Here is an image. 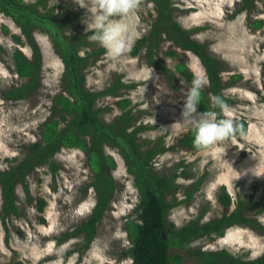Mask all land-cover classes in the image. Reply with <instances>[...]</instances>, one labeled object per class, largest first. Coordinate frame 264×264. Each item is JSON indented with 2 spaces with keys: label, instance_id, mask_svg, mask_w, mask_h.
<instances>
[{
  "label": "rangeland",
  "instance_id": "374dc122",
  "mask_svg": "<svg viewBox=\"0 0 264 264\" xmlns=\"http://www.w3.org/2000/svg\"><path fill=\"white\" fill-rule=\"evenodd\" d=\"M23 1L30 4L41 0ZM42 1L44 8L54 9L65 22L66 35L85 37L80 53L87 58V89L95 93L117 91L97 99L95 108L102 110L100 119L119 128L126 122V111H131L129 131L141 128L135 134V143L141 153H154L149 161L151 170L167 179L175 171L179 174L166 196L168 220L180 228L195 219L206 223L230 213L235 206L227 209L219 202L225 186L235 205L238 200L256 203L245 214L264 225V23L255 26L256 21L264 22V0H254L243 10V0H174L176 20L193 30V39L228 64L231 71L222 74L225 94L232 101L227 115L236 126L241 121L248 126L245 133L232 134L202 151L178 145L192 128L182 116L190 83L179 67L208 79L200 59L164 41L153 54L154 61L167 70L162 71L151 64L146 47L137 56L131 53L139 39L150 35L157 17L151 3L138 0V36L130 52L112 59L88 39L91 30L86 31V8L93 0ZM33 35L41 52L39 85L22 99L9 98L7 92L29 82L17 74L13 54L20 50L32 59L33 50L15 22L0 12V172L26 160L33 144H45L46 123L60 119L54 109L56 97L63 93L64 62L47 34L36 31ZM13 36L23 43H16ZM124 100L130 103L123 109L120 103ZM200 113L198 108L193 116L198 119ZM71 119H61L59 129ZM102 149L115 162L114 167L105 168L115 189L94 224L93 234L80 230L98 214L101 199L94 185L98 172L87 150L62 146L52 158L55 169L44 163L28 173L16 184L17 211L9 215L4 213L6 200L0 184V264L132 263L128 253L132 245L130 224L139 222L141 193L122 149L110 143ZM41 201L43 212L38 211ZM193 247L228 250L248 260L256 259L264 255V234L236 225L214 240L207 236L195 239ZM171 255V264H202L180 249H174Z\"/></svg>",
  "mask_w": 264,
  "mask_h": 264
},
{
  "label": "trees",
  "instance_id": "16d2710c",
  "mask_svg": "<svg viewBox=\"0 0 264 264\" xmlns=\"http://www.w3.org/2000/svg\"><path fill=\"white\" fill-rule=\"evenodd\" d=\"M147 2L153 5L157 17L151 26L150 35L136 42L131 51L132 55L137 56L139 50L146 47L151 64L162 71H167L153 58V54L159 50L164 41L173 43L183 51L192 52L200 59L209 80L208 88L201 90L199 111L201 113L205 111L220 113L219 106H214L212 103L213 96H220L227 106L231 105L232 101L224 91L225 84L222 77L223 72L231 71L228 64L211 53L204 44L193 39L191 36L193 30L185 29L176 20L174 0H147ZM243 2L244 6L241 10L250 8L254 0H243ZM43 6L45 7V3L42 0L30 4L23 0H0V12L15 22L33 50L32 59H29L20 50H16L13 54L17 74L23 79H29V82L24 87L7 92V97L22 99L26 96L27 91L33 90L39 85L41 52L34 38V32L39 31L50 37L65 66L62 77L63 93L56 97L54 109L56 113L60 114V119L46 123L43 131L45 144L41 142L33 144L26 160L5 172H0V184L3 186V195L6 200L4 213L9 215L11 212L17 211L14 203V191L20 180L44 163H48L52 169H55L56 163L52 158L62 146L79 147L90 153V161L98 172L94 180L96 190L101 196L97 209L98 214L80 229L86 234H93L94 224L101 211L107 206L109 196L115 189L113 178L105 172V168L107 166L114 167L115 162L111 157L105 155L102 149L104 144L110 143L122 149L129 165V171L135 175L136 187L141 193L138 205L139 222L130 224L132 245L128 253L132 259L131 264H171L173 260L171 253L174 249L182 250L187 256L202 264H264V255L248 260L233 255L228 250L202 251L193 247L195 239L207 236L214 240L217 237H222L226 229L236 225L250 227L264 234V225L245 214L246 210L256 203L246 204L244 201L238 200L235 205L225 186L221 188L219 202L227 209L234 205L235 207L230 213L206 223H202L201 219H195L180 228L168 220L169 205L166 196L172 182L179 177V174L175 171L173 177L167 179V177L157 176L151 170L149 161L154 153L152 155L151 153H141L135 143V134L141 128L137 127L133 132L129 131L132 120L131 111H126V122L119 128L100 119L99 114L102 110L95 108L97 99L101 95H115L117 91L108 89L101 93H95L87 89L84 74L87 58L82 57L80 53L85 37L66 35L65 22L59 19L54 9L49 11ZM263 23V21H256L255 26L261 27ZM13 39L18 44L23 43L18 36H13ZM179 71L191 84L194 75L189 69L180 66ZM234 78L238 79L239 77L234 76ZM129 103V100H124L120 103V107L124 109ZM68 116H71L72 119L66 127L59 129L60 120H65ZM220 118H223V114ZM236 127L237 130L233 134L245 133L248 126L246 122L241 121ZM193 137L194 129L192 127L178 140V145L191 151H202L213 145H196L193 142ZM38 211H44L43 201L39 203ZM176 258L181 260L178 255Z\"/></svg>",
  "mask_w": 264,
  "mask_h": 264
},
{
  "label": "clouds",
  "instance_id": "9594fccd",
  "mask_svg": "<svg viewBox=\"0 0 264 264\" xmlns=\"http://www.w3.org/2000/svg\"><path fill=\"white\" fill-rule=\"evenodd\" d=\"M81 7H85L81 4ZM138 0H93L86 8L88 18L85 20L90 41L96 42L105 49V54L112 59H119L130 52L138 36L135 18ZM209 84L202 73L197 74L186 88L182 116L188 120L194 129L193 142L196 145H210L224 140L237 130L235 121L227 115L228 106L220 96H213L212 103L219 106L220 113L205 111L196 119L200 103L201 90ZM223 114V118H220Z\"/></svg>",
  "mask_w": 264,
  "mask_h": 264
}]
</instances>
